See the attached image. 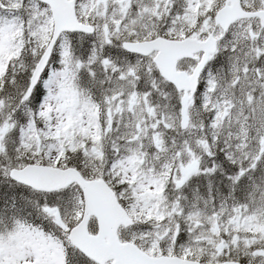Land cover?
Returning <instances> with one entry per match:
<instances>
[{
    "label": "snow or ice",
    "instance_id": "6c2138e0",
    "mask_svg": "<svg viewBox=\"0 0 264 264\" xmlns=\"http://www.w3.org/2000/svg\"><path fill=\"white\" fill-rule=\"evenodd\" d=\"M0 264H264V0H0Z\"/></svg>",
    "mask_w": 264,
    "mask_h": 264
}]
</instances>
